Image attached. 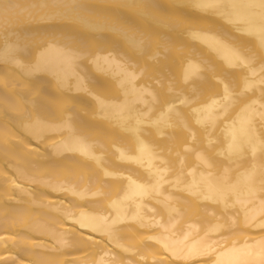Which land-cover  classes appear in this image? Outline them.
<instances>
[{
	"label": "bare ground",
	"instance_id": "1",
	"mask_svg": "<svg viewBox=\"0 0 264 264\" xmlns=\"http://www.w3.org/2000/svg\"><path fill=\"white\" fill-rule=\"evenodd\" d=\"M262 31L261 0H0V264H264Z\"/></svg>",
	"mask_w": 264,
	"mask_h": 264
},
{
	"label": "snow or ice",
	"instance_id": "2",
	"mask_svg": "<svg viewBox=\"0 0 264 264\" xmlns=\"http://www.w3.org/2000/svg\"><path fill=\"white\" fill-rule=\"evenodd\" d=\"M5 7L7 8L8 6L5 5ZM261 7H264V0H261ZM261 45L264 48V31L261 32Z\"/></svg>",
	"mask_w": 264,
	"mask_h": 264
}]
</instances>
